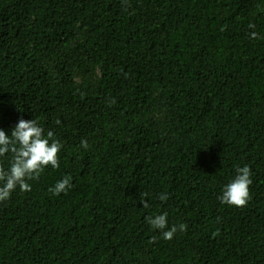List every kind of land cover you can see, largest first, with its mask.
<instances>
[{
  "label": "trees",
  "instance_id": "1",
  "mask_svg": "<svg viewBox=\"0 0 264 264\" xmlns=\"http://www.w3.org/2000/svg\"><path fill=\"white\" fill-rule=\"evenodd\" d=\"M260 37L264 0H0V128L64 145L0 202V264H264ZM245 165L247 205H222Z\"/></svg>",
  "mask_w": 264,
  "mask_h": 264
},
{
  "label": "clouds",
  "instance_id": "2",
  "mask_svg": "<svg viewBox=\"0 0 264 264\" xmlns=\"http://www.w3.org/2000/svg\"><path fill=\"white\" fill-rule=\"evenodd\" d=\"M249 27L255 28V25L250 24ZM250 35L252 39L258 36L255 31ZM63 147L62 141L55 138L52 131L46 132L37 119L20 118L10 130L0 128V161H6V164L0 165V202L10 199L17 187L22 192L31 191L32 186L28 181L38 179L47 167L58 169V154L62 152ZM81 147L87 150V141L82 140ZM251 176V168L248 165L236 166L235 175L223 185L217 197L219 202L228 206H246L250 198ZM71 181L70 175H64L48 191L54 196L66 194L72 187ZM144 196L147 197L148 194L145 193ZM168 198L167 193L158 195L162 203ZM141 203L144 208L149 207L147 199H142ZM145 219L151 229L159 230L162 238L168 241L173 239L177 231L183 232L187 227L183 223L169 227L167 212L153 214Z\"/></svg>",
  "mask_w": 264,
  "mask_h": 264
}]
</instances>
